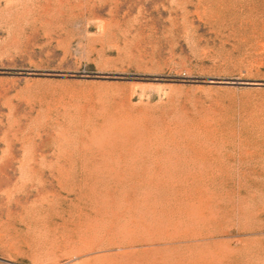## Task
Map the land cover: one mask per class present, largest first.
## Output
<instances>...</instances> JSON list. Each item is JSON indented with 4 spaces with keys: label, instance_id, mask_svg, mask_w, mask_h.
<instances>
[{
    "label": "rangeland",
    "instance_id": "obj_1",
    "mask_svg": "<svg viewBox=\"0 0 264 264\" xmlns=\"http://www.w3.org/2000/svg\"><path fill=\"white\" fill-rule=\"evenodd\" d=\"M0 264H264V0H0Z\"/></svg>",
    "mask_w": 264,
    "mask_h": 264
}]
</instances>
